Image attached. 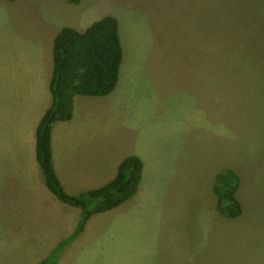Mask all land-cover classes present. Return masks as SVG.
Here are the masks:
<instances>
[{
    "label": "rangeland",
    "instance_id": "374dc122",
    "mask_svg": "<svg viewBox=\"0 0 264 264\" xmlns=\"http://www.w3.org/2000/svg\"><path fill=\"white\" fill-rule=\"evenodd\" d=\"M105 16L120 26V81L108 96H77L73 125L93 133L91 165L106 166L97 187L120 158L137 156L144 170L137 194L91 217L57 264H264V0H0V169L20 171L25 205L14 207L24 224L13 232L37 237L30 244L45 253L50 235L62 241L77 227L74 207L55 197L48 209L26 207L34 192L24 173L38 167L34 126L51 99L56 35ZM224 170L239 178L237 219L216 209ZM21 250L17 264H34L37 254Z\"/></svg>",
    "mask_w": 264,
    "mask_h": 264
},
{
    "label": "trees",
    "instance_id": "16d2710c",
    "mask_svg": "<svg viewBox=\"0 0 264 264\" xmlns=\"http://www.w3.org/2000/svg\"><path fill=\"white\" fill-rule=\"evenodd\" d=\"M67 1L71 4L80 2ZM52 57L53 73L49 85L52 102L36 129V162L46 187L60 202L79 209L80 220L74 233L38 264H57L63 250L79 238L91 217L112 211L131 200L139 190L144 170L141 158L126 157L109 184L72 196L62 186L53 163V126L73 119L75 97H105L112 94L119 83L124 56L118 20L114 16H105L84 32L62 28L54 39ZM238 188L239 178L233 171L224 170L216 176L213 190L220 215L229 219L242 216Z\"/></svg>",
    "mask_w": 264,
    "mask_h": 264
},
{
    "label": "crops",
    "instance_id": "0c3cea01",
    "mask_svg": "<svg viewBox=\"0 0 264 264\" xmlns=\"http://www.w3.org/2000/svg\"><path fill=\"white\" fill-rule=\"evenodd\" d=\"M120 38H121V35H120ZM126 65H125V61H124L123 67L126 68ZM119 87H120V85H119ZM119 87H118V90H119ZM49 100H50V102H49ZM77 101H78V99H77V97H75L73 119L69 122H58V123H56L53 126V130H52V157H53L54 168H55L57 176H58L62 186L64 187L65 191L69 195H72V196L78 195L80 193H83V192H86L89 190H95V189L101 188L100 186L97 187L96 185H98V183H100L101 179L104 178V175H102V174H104L105 169H106L105 168L106 166H104V165H103V169H101V170H100L99 165H91V164L95 163V159L94 158L92 159L93 154H92L91 150L89 149V147L95 146V142H94L95 138L90 137L93 135L92 131H91V133H89V130L87 127L84 126L83 129L82 128L77 129V125L76 124L73 125V120H75L74 117H75V109L77 106L76 105ZM41 102H42V105H41L42 109H44L48 105L49 106L51 105L52 97H51V99H49V97H47L46 99H44ZM49 106H48V108H49ZM45 111H44V113H45ZM44 113L40 114L39 122H40L41 118L43 117ZM19 122L18 123L21 126L22 124L27 123L28 120L23 121L22 117H21ZM39 122H37V125L34 126V128L37 129ZM33 134H34V131H33ZM66 134L74 135V138L68 139V136ZM92 137H94V136H92ZM67 145H69V149L71 146H74V151L72 153V156L64 155L65 148L68 149ZM129 156H131V155H129ZM129 156H127V157H129ZM35 159H36V130H35ZM123 160H122V158L118 159L117 162L119 163V165H118V167L116 166L117 172H118V168H119V166ZM24 164H25V161L23 162V167H24ZM32 167H33V164H31V166H28L27 168L31 169ZM5 169H8V168H1L0 169L1 170L0 171V190H2L4 192L7 188L9 196H8V198H6V194L1 192L2 196L0 197V214H3L5 219H12V217H13V219L10 221H4L5 219H2L3 222L0 223L1 225H3L4 222L7 223L6 230H8L1 235L2 237H0V264H17V262L14 260L15 259L14 253H15V251H22L21 250L22 248H25L26 257L30 256L31 252L37 254V257L35 258L34 264H36V263L38 264L39 261H42L46 257H48L53 252V250L58 246V244L60 242L67 239L68 237H70L74 233V231L76 229V228L74 229V226H73L74 222L70 226L69 234H67L66 238L64 237V234H63V236H62L63 240L62 241L54 242V236L50 235L49 248H48V250H46L45 253H44L45 245L42 248H41V245L38 247H35V245L31 246L30 243L32 241L37 242V237H34L33 239H31L30 236L28 238H24V237H22L21 233H19L20 231L13 232L14 226L12 225V224H14V225L18 224V226H20V223L24 224L23 222L20 221L19 217L18 218L14 217L15 213L13 211L14 207L17 203H18L17 207H20L21 204L24 205L23 202H21V201L19 202V200H20L19 199L20 198L19 193H20L21 183H22L21 173H20V171H16L15 169L14 170H5ZM37 169H38V167H37ZM37 169L34 168V170L31 171L32 173H30V172L24 173L26 175L25 180L23 182L25 190L27 191L30 187H32L31 191L34 192V198H33L34 203L29 204L28 206L26 205V207L31 209L33 206L38 204V205H41V207H43V209H48L47 205L51 204V203L54 204V200H55V204H56V199H54V197H55L54 194H52V192H50V190L46 187V185L45 186L42 185V180L40 178V171H39V169L38 170ZM116 174H113V175L116 176ZM71 176L74 177L77 181L71 180ZM115 176H114V178H115ZM8 179H10V180H8ZM79 186H81L83 188L85 187L84 190L83 191H77ZM31 191H30V193H31ZM37 194L40 196L39 197V203H35V201L37 199ZM6 199H8V201L11 203V206H8V208H9L8 211H5L6 205L4 204V201ZM8 201L6 200V204H8L7 203ZM57 206H58V208L56 209V211H60L66 205H62V204L58 203ZM35 208H36V206H35ZM65 208H70V207L66 206ZM72 209L75 210L77 212V214L80 216V210L79 209H77V208L76 209L72 208ZM44 212H47L48 214L50 213V211H48V210H43V211L39 210L38 214L42 215ZM59 216L61 217L60 214H59ZM79 220H80V218H79ZM93 222H94V220H93ZM76 224L78 225V222H76ZM86 227H87V225H86ZM86 227H85L84 231L86 230ZM84 231L82 232V234L84 233ZM81 235L79 237H81ZM20 243H24V244L22 245ZM68 246L63 250L62 253L65 254L67 252L66 249L68 248ZM37 248H38V251H37ZM40 248H41V251H39ZM99 249H101L100 246H99ZM46 253H48V254L44 257V255ZM88 253H91V252H88Z\"/></svg>",
    "mask_w": 264,
    "mask_h": 264
}]
</instances>
